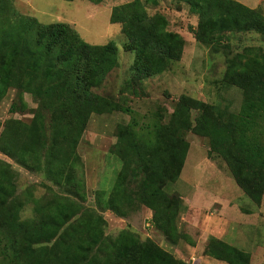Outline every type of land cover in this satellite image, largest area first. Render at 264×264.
Returning <instances> with one entry per match:
<instances>
[{"label": "trees", "instance_id": "16d2710c", "mask_svg": "<svg viewBox=\"0 0 264 264\" xmlns=\"http://www.w3.org/2000/svg\"><path fill=\"white\" fill-rule=\"evenodd\" d=\"M159 1L133 0L112 9L111 23L121 25L125 48L135 53L130 85L162 75L183 57L185 39L169 31L164 15L148 13V6ZM179 1L198 16L196 41L214 53L225 52L222 81L241 92L240 110L182 95L167 123L160 118L152 126L137 128L134 120L119 125L112 152L122 165L111 191L97 195L98 210L84 204L78 148L93 115L133 112L94 92L119 67V48L113 41L89 44L68 23L43 24L20 14L14 0H0V104L16 90L9 112L32 116L0 122V153L42 174L61 191L35 200L38 218L22 220L24 204L14 198L16 173L0 160V264H191L129 228L115 237L106 235L101 214L110 211L125 219L147 208L153 227L169 244L195 245L180 223L184 201L166 192L183 171L188 132L207 138L210 156L223 159L244 194L262 205L264 49L246 47L235 53L231 40L236 34H257L264 40V11L236 0ZM27 94L34 109L25 101ZM205 255L226 264L252 262L249 252L214 236L207 240Z\"/></svg>", "mask_w": 264, "mask_h": 264}, {"label": "rangeland", "instance_id": "374dc122", "mask_svg": "<svg viewBox=\"0 0 264 264\" xmlns=\"http://www.w3.org/2000/svg\"><path fill=\"white\" fill-rule=\"evenodd\" d=\"M133 0H105L93 4L88 0H14L17 11L36 18L43 24L65 22L70 24L83 40L92 45H105L110 41L119 48L120 65L109 74L104 84L94 92L115 99L122 106L130 107L132 113L122 111L93 115L79 145L83 160L82 178L86 184L87 208L98 209L97 195L111 191L121 169V161L113 154L117 127L134 120L137 128L169 121L174 107L182 95L238 112L242 94L236 88L223 84L227 64L224 51L214 53L199 44L194 36L198 16L179 0H160L158 6H148V13L164 15L169 31L185 39L183 57L171 64L160 76L130 85L131 66L135 53L125 48L126 38L120 24L110 21L112 9ZM250 8L264 11V0H236ZM246 47H261L264 40L257 34H236L231 40L232 50L243 52ZM16 101V90H10L0 104V122L14 118L29 121L31 114H11L10 106ZM30 109L36 104L25 95ZM184 137L190 143L187 159L180 178L170 183L166 192L178 195L186 209L180 219L183 230L191 236L195 245L185 242L177 246L169 244L152 223V212L142 208L122 219L110 211L101 214L107 221L106 235L115 237L129 228L141 239L151 238L162 248L193 264H226L205 255L209 237L225 240L249 252L251 264H264V198L257 207L236 184L226 162L216 155L210 156L209 140L192 132ZM0 160L11 165L16 173L15 200L23 203L22 220L36 219L35 200L50 198L60 193V188L40 173L32 172L0 153ZM105 199V197H102Z\"/></svg>", "mask_w": 264, "mask_h": 264}, {"label": "crops", "instance_id": "0c3cea01", "mask_svg": "<svg viewBox=\"0 0 264 264\" xmlns=\"http://www.w3.org/2000/svg\"><path fill=\"white\" fill-rule=\"evenodd\" d=\"M225 241V240H224Z\"/></svg>", "mask_w": 264, "mask_h": 264}]
</instances>
